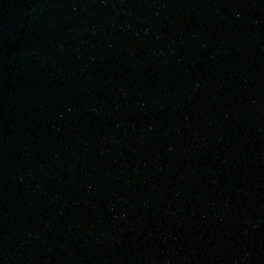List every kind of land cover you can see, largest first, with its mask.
I'll use <instances>...</instances> for the list:
<instances>
[{
  "label": "water",
  "instance_id": "obj_1",
  "mask_svg": "<svg viewBox=\"0 0 264 264\" xmlns=\"http://www.w3.org/2000/svg\"><path fill=\"white\" fill-rule=\"evenodd\" d=\"M0 264H264V0H0Z\"/></svg>",
  "mask_w": 264,
  "mask_h": 264
}]
</instances>
